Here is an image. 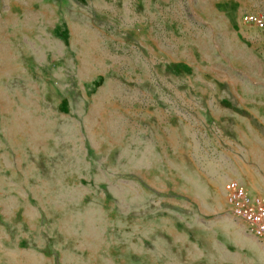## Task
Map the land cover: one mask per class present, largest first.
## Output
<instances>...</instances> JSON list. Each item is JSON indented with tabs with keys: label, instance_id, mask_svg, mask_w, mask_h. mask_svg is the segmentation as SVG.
Segmentation results:
<instances>
[{
	"label": "rangeland",
	"instance_id": "rangeland-1",
	"mask_svg": "<svg viewBox=\"0 0 264 264\" xmlns=\"http://www.w3.org/2000/svg\"><path fill=\"white\" fill-rule=\"evenodd\" d=\"M264 0H0V264H264Z\"/></svg>",
	"mask_w": 264,
	"mask_h": 264
},
{
	"label": "built area",
	"instance_id": "built-area-1",
	"mask_svg": "<svg viewBox=\"0 0 264 264\" xmlns=\"http://www.w3.org/2000/svg\"><path fill=\"white\" fill-rule=\"evenodd\" d=\"M242 20L261 30L264 36V12L245 14ZM224 193L230 213L241 218L251 234L264 240V195L253 193L233 179L226 182Z\"/></svg>",
	"mask_w": 264,
	"mask_h": 264
}]
</instances>
